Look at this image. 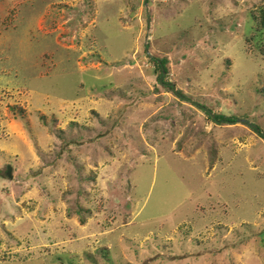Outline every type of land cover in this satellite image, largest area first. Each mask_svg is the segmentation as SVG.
Segmentation results:
<instances>
[{"label": "rangeland", "instance_id": "rangeland-1", "mask_svg": "<svg viewBox=\"0 0 264 264\" xmlns=\"http://www.w3.org/2000/svg\"><path fill=\"white\" fill-rule=\"evenodd\" d=\"M261 5L0 0V264H264Z\"/></svg>", "mask_w": 264, "mask_h": 264}, {"label": "trees", "instance_id": "trees-1", "mask_svg": "<svg viewBox=\"0 0 264 264\" xmlns=\"http://www.w3.org/2000/svg\"><path fill=\"white\" fill-rule=\"evenodd\" d=\"M254 20L257 22V33L253 35V37L251 38V40H255L256 41V46L258 48H260V50L264 53V5H261L260 10L258 12V14H254L253 15ZM250 40V39H249ZM165 60H161V61H157L156 65L159 68V76L160 77H164V72L165 74L168 73L167 67L165 65ZM162 84H166L167 82L165 81V78H163V80L161 81ZM174 85H171V87H169L173 92H174ZM207 114L213 118L215 121H220L222 123H236V119H234L233 117H226V116H221L216 114L215 117H212V115L207 112ZM256 132H258L259 134H261L262 137H264V133L262 132L261 129L257 128L255 129ZM82 218V222H84V217Z\"/></svg>", "mask_w": 264, "mask_h": 264}, {"label": "water", "instance_id": "water-1", "mask_svg": "<svg viewBox=\"0 0 264 264\" xmlns=\"http://www.w3.org/2000/svg\"><path fill=\"white\" fill-rule=\"evenodd\" d=\"M164 74H165V72H164ZM213 117H215V115H213ZM8 175L11 177L12 176V174H11V167H9V169H8Z\"/></svg>", "mask_w": 264, "mask_h": 264}]
</instances>
